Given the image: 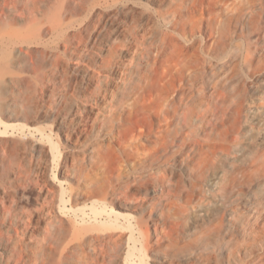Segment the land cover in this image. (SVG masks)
<instances>
[{
    "label": "bare ground",
    "instance_id": "obj_1",
    "mask_svg": "<svg viewBox=\"0 0 264 264\" xmlns=\"http://www.w3.org/2000/svg\"><path fill=\"white\" fill-rule=\"evenodd\" d=\"M18 22L23 33H4ZM0 52V85L31 82L26 70L34 82H72L81 66L91 129L126 143L133 189L209 198L181 238L223 257L240 236L241 264H264V0H0ZM29 168L0 184V264H81L82 246L59 251L69 230L52 205L40 226Z\"/></svg>",
    "mask_w": 264,
    "mask_h": 264
},
{
    "label": "rangeland",
    "instance_id": "obj_2",
    "mask_svg": "<svg viewBox=\"0 0 264 264\" xmlns=\"http://www.w3.org/2000/svg\"><path fill=\"white\" fill-rule=\"evenodd\" d=\"M27 27L18 22L4 33H23ZM69 70L72 82H34L35 73L26 70L21 74L31 76V82L0 85V172L10 166L8 174L0 173V184L17 176L20 166L30 165L29 180L36 186L32 198L38 195L43 206L40 226L52 205L51 218H62L69 230L59 251L82 246L81 264H100L94 258L98 249L104 264H241L240 236L226 242L223 257L213 250H192L181 238L200 202L211 206L209 198L200 200L195 194L194 200L185 201L167 194L160 183H151L147 192L133 189L141 186L140 174L120 161L126 143L116 140V131L111 136L107 130L91 129L97 108L83 94L92 88L81 66ZM9 117H17L11 121L15 126L2 124ZM22 205L26 211L37 208L33 202Z\"/></svg>",
    "mask_w": 264,
    "mask_h": 264
}]
</instances>
